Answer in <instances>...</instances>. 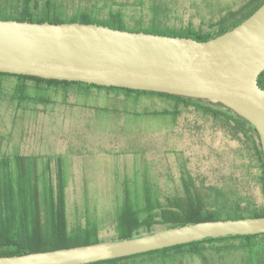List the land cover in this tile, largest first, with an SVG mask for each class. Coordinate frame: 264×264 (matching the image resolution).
<instances>
[{
	"label": "rangeland",
	"instance_id": "rangeland-1",
	"mask_svg": "<svg viewBox=\"0 0 264 264\" xmlns=\"http://www.w3.org/2000/svg\"><path fill=\"white\" fill-rule=\"evenodd\" d=\"M58 1H65L70 9L107 10L110 6L105 0ZM164 1L174 9L171 22L198 28L209 24L207 20L201 23L199 14L214 11L219 16L228 10L221 7L237 10L248 0ZM124 9L129 19L138 15L139 8L133 5ZM16 82L14 78L0 81V158H14L16 154L36 157V173L45 180L48 173L54 178L56 175L54 160L51 172L46 167L48 157L63 156L71 221L89 212L100 219L101 235L112 237L116 230L113 215L122 189L143 188L149 182L163 193H179L184 170L201 192L217 195L218 191L236 190L241 193L243 206L264 208L260 167L250 142L245 135L230 132L223 120L193 106L182 107L176 120L165 116L134 119L123 110L162 111L173 105L158 97H143L133 105L124 101L122 93L90 90L89 95H82L76 87L68 90V103H62L63 91H57L53 96L57 103L18 104L13 99ZM95 107L119 108L121 112L105 113ZM12 165L15 168L14 161ZM225 201L208 200L207 206ZM259 240L254 255L241 249L222 255L214 250L208 254L209 264H264V236ZM142 260L139 257L125 264H141ZM170 264L204 262L199 256H190Z\"/></svg>",
	"mask_w": 264,
	"mask_h": 264
},
{
	"label": "trees",
	"instance_id": "trees-1",
	"mask_svg": "<svg viewBox=\"0 0 264 264\" xmlns=\"http://www.w3.org/2000/svg\"><path fill=\"white\" fill-rule=\"evenodd\" d=\"M263 2L264 0H248L237 10H230L233 9L232 6H224L221 8L228 10L219 16L214 11H210L209 15L199 14L200 20H203L201 23L209 22V24L207 27L200 25L198 28L171 22L174 9L170 2L164 0H134L133 2L105 0V4L110 5L107 10L70 9L65 1L58 0H0V19L55 23L80 21L108 25L117 29L208 40L240 24ZM128 5L139 8L138 15L133 19L125 15L127 9L124 8ZM5 78H14L17 81L13 99L17 100L18 104L25 102L54 104L58 102L53 98L57 91H63L62 103H68V90L76 87L82 95H89L90 90L105 91L109 94L114 92L118 95L122 93L124 101L133 105L138 104L143 97L162 98L173 105L172 109L162 111L125 108L123 112L134 119L165 116L176 120L181 114L182 107L193 106L205 115L223 120L228 130L234 132L236 136L243 134L248 138L254 160L260 167L259 177L264 192V153L259 133L249 121L221 103L157 91L0 72V81ZM31 82L34 84L33 87ZM259 85L264 88V71L259 76ZM95 108L105 113L121 112L119 108ZM35 158L18 154L14 158H0V255H18L105 240H121L204 220L264 216V208L243 206L241 193L236 190L235 192L218 191L217 195L197 190L193 179L184 170L183 189L179 193H163L156 184L149 182L143 188L122 189L113 215L115 235L105 238L100 233V219L89 212L77 216L73 221L69 219L68 183L63 156L48 157L46 167L51 172V163L54 160L56 175L54 178L48 173L45 180L41 174L39 177L36 173ZM31 159L34 161L32 162ZM13 161L15 168L11 166ZM223 198L226 200L224 203L218 206H207L208 200L220 202ZM263 236L264 233L207 237L88 264H125L139 257L143 258L141 264H170L174 261L182 262L190 256H199L204 264H209L208 254L214 250L222 255L241 249L249 255H254L256 248L261 244L259 239Z\"/></svg>",
	"mask_w": 264,
	"mask_h": 264
},
{
	"label": "water",
	"instance_id": "water-1",
	"mask_svg": "<svg viewBox=\"0 0 264 264\" xmlns=\"http://www.w3.org/2000/svg\"><path fill=\"white\" fill-rule=\"evenodd\" d=\"M264 2L208 40L98 23L0 19V72L206 99L254 125L264 153ZM264 233V216L204 220L121 240L0 255V264H88L207 237Z\"/></svg>",
	"mask_w": 264,
	"mask_h": 264
}]
</instances>
